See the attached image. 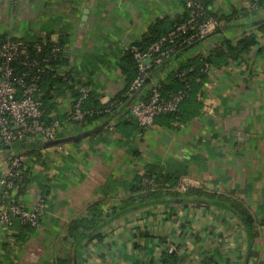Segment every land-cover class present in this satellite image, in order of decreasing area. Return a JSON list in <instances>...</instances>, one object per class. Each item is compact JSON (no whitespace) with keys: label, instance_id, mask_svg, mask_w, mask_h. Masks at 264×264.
<instances>
[{"label":"crops","instance_id":"obj_1","mask_svg":"<svg viewBox=\"0 0 264 264\" xmlns=\"http://www.w3.org/2000/svg\"><path fill=\"white\" fill-rule=\"evenodd\" d=\"M18 1L16 8L0 3L1 34L65 42L67 63L59 68L71 76L64 79L69 90L52 100L51 110L61 119L78 98L72 93L76 82L89 85L101 104L125 91L123 49L140 43L159 19L182 15L184 5V0ZM202 1L221 15L249 5V0ZM240 23L224 35L236 38L250 30L247 20ZM257 51L250 52L248 71L240 59L215 77L203 115L185 125L156 124L130 136L110 126L113 131L101 130L61 150L49 147L42 164L28 155L31 176L22 200L30 209L41 205L40 226L19 227L15 234L0 226V264L52 263L70 250L67 224L96 202L105 209L117 205L148 165L180 170L188 186L240 200L254 220L253 242L225 210L158 205L103 228L101 239L78 247L73 264H264V45ZM178 58L165 61L162 71Z\"/></svg>","mask_w":264,"mask_h":264},{"label":"built area","instance_id":"obj_2","mask_svg":"<svg viewBox=\"0 0 264 264\" xmlns=\"http://www.w3.org/2000/svg\"><path fill=\"white\" fill-rule=\"evenodd\" d=\"M258 1L264 0H254L253 4L248 3V6L243 5L242 8L237 9V15L233 16L232 18L234 19H231L229 23L234 25L241 21L247 20L249 22L250 20L263 18L264 9L257 7ZM7 3L10 8H16L19 1L7 0ZM182 9V14L187 13V19L175 25L165 35L148 44L142 42L141 46L131 45L123 49L124 53L131 54L136 69V75L124 91L123 97L130 99L136 93L137 95L124 108L122 116H117L116 120L132 118L139 126L147 129L153 126L155 117L177 111L190 90L189 83L184 81V73L186 71L184 73L179 72L180 66L187 59L198 54L203 57L208 56L210 50L215 45H219L223 38H228L234 42L243 35L230 38L225 36L224 32H216L227 23L223 17L231 15L232 11L229 14L221 15L205 6L201 0H184ZM254 12L256 15H251ZM244 13H247V17L244 16ZM247 32L254 34L257 39V45L253 47L254 49L264 45V34L262 32L255 27H251ZM51 42L53 43L51 56L55 58L60 51L66 54L65 48L60 49L57 41ZM45 44L46 42L42 39L25 40L12 37L11 35L3 37L0 32V226L2 229L9 230L11 234L12 232L15 234V229L19 227L38 228L42 210L41 205L30 209L25 206L22 200L21 192L27 188L31 171L26 166L28 162L26 151L24 149H13V143L16 141L49 142L65 138L69 136V131H73L76 122H81L85 116L93 112L83 106V102L88 99L91 89L89 85L80 83L76 88L78 98L71 104L65 117L62 119L56 118L47 124L43 121L45 109L43 103L35 96L34 92L37 90V81L40 75L46 69H49L55 71L54 76L60 75L64 79L68 77L70 79L71 77L67 76L70 75L66 73L67 70L63 71L57 66L53 67V65L48 66V56L39 59L38 57H28V47H32L36 53H41ZM189 45L191 46L178 56V59L182 58L178 61L176 60L177 62L173 66L168 70L159 72L154 77L148 78V73L153 66L171 59L180 47ZM198 47L200 49L195 51ZM250 52L242 58L245 63L243 65H246L247 71L249 70L248 65L252 63ZM21 57L26 60V67L29 70L20 74V76H15V69L12 64ZM236 61H232L230 65L221 69L204 62L200 69L202 73L207 75V82L203 88L204 95L202 97L204 108L208 101L207 94L213 87L215 77ZM170 72L177 73V77L184 83V88L165 98L161 94V84L166 80ZM147 78L149 82L143 85ZM140 88L141 90L139 91ZM103 104L107 105V108L97 113L108 112L110 109L118 108L121 105L117 100ZM98 124L95 123L94 125ZM94 125L84 128L83 131ZM104 129L113 131L110 126ZM74 133H78V131ZM115 135L118 136V134ZM66 144L54 145V147L61 150ZM49 147L38 148L36 152L41 158H44L43 152ZM50 156H52L51 153ZM37 170L41 173L45 171L42 166H38ZM153 183L154 177L152 179H143L144 185H153ZM187 186L185 181L182 180L179 188L185 190ZM43 200L41 199V204L44 203Z\"/></svg>","mask_w":264,"mask_h":264},{"label":"trees","instance_id":"obj_3","mask_svg":"<svg viewBox=\"0 0 264 264\" xmlns=\"http://www.w3.org/2000/svg\"><path fill=\"white\" fill-rule=\"evenodd\" d=\"M202 2L205 6H208V3L205 1ZM253 2L254 0H249L250 4H253ZM257 7L264 9V1H258ZM246 14L247 13H244V16L247 17ZM254 14L256 15L255 12L251 13V15L255 16ZM236 15L237 11L233 10L231 15L224 16L223 18L227 23L216 32L221 33L227 31L231 27L241 26L242 23H236L234 25L229 23L231 19H234L232 17ZM186 19L187 13L179 15L172 20H169L168 18L159 19L155 24L150 26L147 33L143 36V40L134 45L141 46L142 42L148 44L157 40L172 30L175 25L184 22ZM246 26H249V28L255 27L258 31L264 34V17L252 21L250 20L246 23ZM5 36L6 35H3V37ZM42 40H44L46 44L43 46L41 53H36L32 47L27 48L29 58L38 57L39 59L48 56V66L53 65V67H60L67 63L66 54L62 51H60L55 58L54 56H51L53 43L48 37H45ZM57 42L60 49L65 48V42L62 39ZM256 45L257 39L255 35L246 32L234 42L228 38H223L219 45H215L214 48L210 50L208 56L203 57L201 54H198L187 59V61L179 68V72L184 73V71H186L184 73V81L188 82L190 85L187 97L181 102L177 111L161 114L155 117L153 126L157 124L172 128L174 124L185 125L193 119L201 117L204 113V104L202 101V97L204 95L203 88L207 82V75L200 71L204 62H207L217 69H221L230 65L232 61L242 59L244 55H247ZM190 46L191 45L180 47L178 52L171 57V59L178 57ZM261 49L262 46L258 47L257 52L259 53ZM122 58V71L126 77V90L136 75V69L130 53H124V57ZM164 62L165 61L153 66L148 73V78L154 77L161 72L164 68ZM26 63V60L21 57L12 64L15 69V76H20V74L29 70L26 67ZM189 69L192 70L189 71ZM54 72L55 71L46 69L45 72L40 75L37 81V90L34 91L35 96L43 103L45 109L43 121L46 124L57 118L55 115H51V110L55 108L52 100L58 97L63 98L66 91L69 90L64 77L60 75L54 76ZM78 84L79 82H76L74 87H72L74 91L72 93L75 98L78 96V93H75V91H77L76 88ZM182 88H184V83L177 77V73L170 72L166 80L161 84V94L163 97L168 98L169 95ZM123 94L124 91L110 100L119 101L121 105L118 108L116 107L115 109H110L108 112L97 113L100 110L106 109L107 105L101 104L98 98L94 96V93H90L88 99L83 102V106L91 109L93 112L90 115L85 116L81 122H76L72 132L74 133L78 131V133H81L84 128L94 125L95 123L99 124L87 129V136L95 135L100 132V130L98 131L96 129H100L101 126H103L101 130H105L104 128L107 126H112L115 130H117V132H121L125 136H130L136 131L145 130L146 128L139 126L132 118L116 120L117 116H122L124 108L130 103L129 98L123 97ZM113 122H115L114 125L112 124ZM78 133L66 136L72 139L69 143H78L81 140V138L77 139L76 137ZM48 145L49 144L46 142L16 141L13 143L12 148L24 149L27 155H33L35 162H40V164H42V158L36 150L38 148L49 147ZM183 174L185 173L180 170L175 172H163V170L157 165L146 166L131 183L130 193L121 197L117 205L105 209L102 207L101 202H96L86 209L82 217L71 220L67 224L65 229V239L71 243L70 250L63 255L56 256L50 264H73L78 247L85 241L101 239L103 228L111 225L123 216L134 214L145 208L155 207L158 205H182L187 207L205 204L225 210L232 214L235 221L244 229L249 242H253V239L257 235L254 230V220L252 219L248 209L240 202V200L224 193L207 191L203 187L187 186L185 190H181L179 185L182 182ZM153 177V185L143 184L144 178L152 179ZM20 229L26 230L30 228L21 227Z\"/></svg>","mask_w":264,"mask_h":264},{"label":"water","instance_id":"obj_4","mask_svg":"<svg viewBox=\"0 0 264 264\" xmlns=\"http://www.w3.org/2000/svg\"><path fill=\"white\" fill-rule=\"evenodd\" d=\"M3 1L4 0H0V3H3ZM147 82H149V79L147 78L146 79V81L143 83V85L144 84H146ZM142 88V87H141ZM141 88L139 89V91L141 90ZM138 91V92H139ZM136 95H137V93L132 97V98H130L129 100L131 101L134 97H136ZM129 101V102H130ZM127 107V106H126ZM103 128V126H101L100 127V129H96V130H100L101 131V129ZM88 130H86V131H82L81 133H78L77 135H76V137H77V139H79V138H85L87 135H88V132H87ZM96 132V131H95ZM70 141H72V139L71 138H68V137H65V138H62V139H56V140H54V141H49V142H46V143H48L49 145L48 146H54V145H59V144H63V143H69ZM47 146V145H46Z\"/></svg>","mask_w":264,"mask_h":264}]
</instances>
